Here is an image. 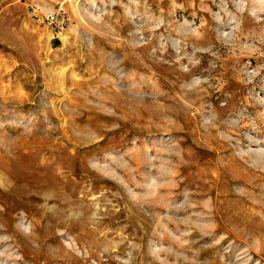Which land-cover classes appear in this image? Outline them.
<instances>
[{
	"label": "rangeland",
	"instance_id": "obj_1",
	"mask_svg": "<svg viewBox=\"0 0 264 264\" xmlns=\"http://www.w3.org/2000/svg\"><path fill=\"white\" fill-rule=\"evenodd\" d=\"M0 264H264V0H0Z\"/></svg>",
	"mask_w": 264,
	"mask_h": 264
},
{
	"label": "built area",
	"instance_id": "obj_2",
	"mask_svg": "<svg viewBox=\"0 0 264 264\" xmlns=\"http://www.w3.org/2000/svg\"><path fill=\"white\" fill-rule=\"evenodd\" d=\"M40 10L41 8H38V5L33 10V15L38 19H41ZM44 19L47 25L57 34H63L71 25V17L65 2H58L57 6L45 15Z\"/></svg>",
	"mask_w": 264,
	"mask_h": 264
}]
</instances>
